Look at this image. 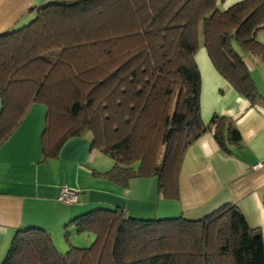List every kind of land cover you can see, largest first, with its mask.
<instances>
[{"label":"trees","instance_id":"1","mask_svg":"<svg viewBox=\"0 0 264 264\" xmlns=\"http://www.w3.org/2000/svg\"><path fill=\"white\" fill-rule=\"evenodd\" d=\"M34 10L26 24L0 33V145L43 103L42 159L89 134L91 148L113 161L97 174L120 185L153 176L160 195L173 199L189 144L206 130L221 147L225 135L240 139L228 118L200 116L198 29L216 71L253 105L244 56L264 59V0L224 9L217 0H47ZM69 223L93 237L89 247L59 252L47 230L30 226L14 233L0 264H264L260 230L233 203L199 219L97 207Z\"/></svg>","mask_w":264,"mask_h":264},{"label":"crops","instance_id":"2","mask_svg":"<svg viewBox=\"0 0 264 264\" xmlns=\"http://www.w3.org/2000/svg\"><path fill=\"white\" fill-rule=\"evenodd\" d=\"M236 1L219 0L217 4L226 8ZM35 6L33 0H0V33L26 24ZM257 39L264 44V29L258 31ZM244 61L258 93L253 105L203 54L200 116L204 122L213 114L228 118L240 139L236 143L225 135V147H221L212 131L206 130L189 144L182 155L173 199L160 195L153 176L132 177L120 185L97 174L110 169L113 161L103 160L105 154L91 148L89 134L66 139L57 156L42 159L44 106L33 103L0 145V263L14 233L30 226L47 230L59 252L81 246L90 236L77 232L69 221L97 207L119 206L138 218L182 215L199 219L233 203L246 223L260 230L264 241V59L244 56ZM68 168L71 179L66 181L62 178ZM66 184L79 190L77 202L58 200Z\"/></svg>","mask_w":264,"mask_h":264},{"label":"rangeland","instance_id":"3","mask_svg":"<svg viewBox=\"0 0 264 264\" xmlns=\"http://www.w3.org/2000/svg\"><path fill=\"white\" fill-rule=\"evenodd\" d=\"M43 1L45 2V1H47V0H33V3H34V5H36V6H38V5H41V4H43ZM217 1H219V0H217ZM217 6L220 8V6L217 4ZM229 6V5H228ZM221 9H224V8H221ZM35 11V10H34ZM35 14V13H34ZM34 16V15H33ZM33 16L31 17V18H29L28 20H27V22L28 21H30V19H32L33 18ZM27 22H25V23H27ZM202 25L200 24L199 25V29H198V46H197V49H196V52H195V55H194V58H195V61H196V63H197V67H198V70L201 72V68L203 67V64H202V56H203V54L205 55V57L206 58H208V56H207V53H206V50H205V47H204V43H203V33H202V27H201ZM36 106H44V115H45V105L43 104V103H36ZM44 115H43V117H44ZM67 120L69 119V118H66ZM65 125H67V124H65ZM54 128V127H53ZM57 128V127H56ZM55 128V129H56ZM54 129V130H55ZM58 130V129H57ZM56 130V131H57ZM105 140L106 141H108V142H112V141H114L115 139H116V136H114V134L112 133V131L111 130H109V131H107V133L105 134ZM102 155H104V154H102ZM103 158V160H111L108 156H102ZM87 166H89V164L87 163L86 164ZM90 168H93V166H90ZM60 177V176H59ZM62 179H65L66 181H69L71 178H70V169L68 168L67 170H66V176H65V178H62ZM63 186V185H62ZM65 186H67V184L65 185ZM68 188H71V189H74V190H76V191H78L79 192V190L78 189H76V188H73V187H70V186H67ZM86 234V233H85ZM90 236V239L86 242V243H83L81 246H79V247H89V245L91 244V242L93 241V237L91 236V235H89ZM64 253V252H63Z\"/></svg>","mask_w":264,"mask_h":264},{"label":"built area","instance_id":"4","mask_svg":"<svg viewBox=\"0 0 264 264\" xmlns=\"http://www.w3.org/2000/svg\"><path fill=\"white\" fill-rule=\"evenodd\" d=\"M256 165H259V163H257ZM78 195H79L78 191L71 189V188H68L67 186L63 185L60 188L58 200H60L61 202L65 203V204H70V203L77 201Z\"/></svg>","mask_w":264,"mask_h":264}]
</instances>
